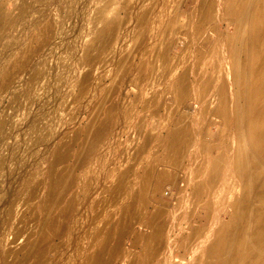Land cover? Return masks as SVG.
Returning <instances> with one entry per match:
<instances>
[{
    "label": "rangeland",
    "instance_id": "rangeland-1",
    "mask_svg": "<svg viewBox=\"0 0 264 264\" xmlns=\"http://www.w3.org/2000/svg\"><path fill=\"white\" fill-rule=\"evenodd\" d=\"M203 1L214 11L200 36ZM232 2L0 0V16H5L0 25V264L34 263L39 252L35 259L27 255L43 228V204L53 187L70 178L74 186L66 193L57 190L55 198L72 199L74 210L41 264L81 263L102 237H109L110 248L121 238L120 249L107 256L113 264H128L141 254L139 237L150 232L142 217L153 215L160 204L167 207L169 242L159 261L202 264L204 240L243 192L234 148L244 140L233 124L221 135L223 122L214 113L223 86L235 112L232 68L248 7L241 5L231 17ZM113 21L119 26L99 51L98 33ZM183 74L185 96L176 84ZM112 107L109 134L82 162L92 122L105 119ZM175 124L180 133L166 139ZM188 139L175 167L165 154L175 140ZM58 146H67L71 155L54 164ZM218 159L224 162L219 180L210 195L198 197L194 184ZM52 163L67 175L63 183H52ZM151 168L172 177L146 204L138 202L131 218L133 195ZM208 200L213 202L209 220L202 208ZM125 225L129 230L120 235ZM195 227L204 236L191 247L180 242Z\"/></svg>",
    "mask_w": 264,
    "mask_h": 264
},
{
    "label": "bare ground",
    "instance_id": "bare-ground-1",
    "mask_svg": "<svg viewBox=\"0 0 264 264\" xmlns=\"http://www.w3.org/2000/svg\"><path fill=\"white\" fill-rule=\"evenodd\" d=\"M243 4L248 7L245 17L246 28L239 34L235 64L232 68L234 79L233 95L235 98L232 105L235 108V112L234 115L231 114V101L224 86L220 89L219 102L221 104L214 112L221 117L223 122V128L220 131L221 135L227 126H232L233 124L236 133L244 140L243 145H238L234 148L237 177L243 181V192L241 197L234 199L231 205L232 211L229 212L226 220L220 221L221 224L215 229L213 236L204 238L205 247L202 264H264V0H233L231 6L227 9L228 16H234L238 8ZM213 11V5L203 1L200 6L201 19L198 25L200 36L203 35V28L211 19ZM4 21L5 16H0V25ZM118 26V21L109 22L98 33L97 48L99 51H104L109 46ZM87 60H93V56L90 53L87 55ZM186 78L187 76L183 74L176 81L179 93L182 96L187 93ZM113 112L114 107L109 110L105 119L96 117L92 122L88 130L89 135L86 132L89 141L88 139L84 140L85 143L88 141V144L85 151H83L82 162L93 157L99 142L109 134ZM180 131V124H175L166 139L177 138ZM190 143L191 139L184 142L175 140L171 152L165 154L166 158L168 157L172 164L178 167L181 156L185 155H182L183 147H187ZM70 150L67 146L57 148L54 153L53 163H62L68 160L71 155ZM53 163L51 165L52 183H63L67 175L63 172L55 171ZM223 166L224 162L221 159L215 160L209 169V174L194 184L192 191L198 197H203L205 194L210 195L212 188L215 187L220 178ZM171 177L168 171H156L153 168L147 171L140 190L133 195V201L130 203L131 215L129 216L131 218L135 217L137 215V203L146 204L150 197L156 196L157 192L164 187ZM69 180V183L65 186L60 184L62 186L58 189L51 187L48 199L43 204V208L46 210L43 228L42 230L40 229L38 239L32 250H29V255H27L28 259H35L39 252V257L37 256L33 264H41L40 257L49 251V247L52 245V238L65 233L66 224L70 220L69 217L74 210L75 203L72 199L67 200L64 196L58 200V198H55V194L57 190L61 193H66V191L70 190L74 186L75 180L72 178ZM212 204L213 202L208 200L202 206L204 210H208L207 220H209L212 213ZM50 208H53V210L51 211ZM166 212L167 207L160 204L153 215L142 217L150 232L139 237L142 242L140 246L141 254L128 264H165V262L159 261V256L163 252L164 247L168 246L167 242H169L167 224L164 219ZM128 228L129 226L125 225L120 227L118 232L120 235H124L128 232ZM202 236H204L202 228L195 227L189 234H184L180 242L191 247ZM108 239L109 237H105V239L102 237L98 248L84 256L81 263H79L113 264L114 260L109 256L114 255L120 249L121 238H119L115 247L112 246V248L107 244ZM108 254L109 256H107ZM166 263L171 264V262L167 261Z\"/></svg>",
    "mask_w": 264,
    "mask_h": 264
}]
</instances>
